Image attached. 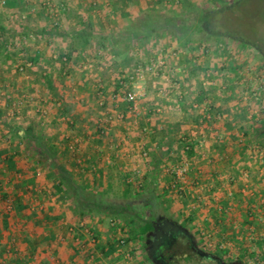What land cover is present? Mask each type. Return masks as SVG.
Masks as SVG:
<instances>
[{
	"label": "rangeland",
	"instance_id": "obj_1",
	"mask_svg": "<svg viewBox=\"0 0 264 264\" xmlns=\"http://www.w3.org/2000/svg\"><path fill=\"white\" fill-rule=\"evenodd\" d=\"M42 1L43 0H27L28 4L25 6V9H27L28 11L27 10L17 11L12 9L10 10L7 4L6 3L3 4L2 0H0V25L4 27L3 32H6L5 35L3 36L5 39L8 40L7 51L10 54V56L12 55L11 58L8 59L6 58L5 55L8 54L7 52L4 53L3 55L0 54V151L2 152V155H7L6 153L10 152V149H13L12 144L14 143L11 141V139L13 141H17L18 139L17 137H14V135H11L10 137L6 136L5 134L6 130L7 128H9L8 121L18 120L19 127L22 125L25 126L26 122H24V118H28V117L30 118L31 116L36 120L40 119L41 127L52 129L54 128L53 125L54 122L52 123L51 121H53V118L51 120L49 117H53V115L55 116V113H58V111L60 112L62 110L61 107L66 106L67 108L68 105H70L69 107L70 110H72V112L74 111L77 112L78 106L77 105L75 106V104H77V101H80L83 98L85 100L89 99L88 103L90 102L89 103L90 106L80 105L78 112H80L82 115H87L86 119L95 118L96 117L95 113L98 114V112L100 113V117L103 114V117L101 118V120H98V122L92 120L86 124V129L90 130L88 134H90V137L94 142L93 145L97 144L96 142L97 139L94 140L93 138H96L98 133L99 135L103 134L102 132L98 131V128L104 129L105 131L104 135L106 133L108 134L110 133L109 136L112 139H114L115 144L120 145L119 147H122L127 143L129 144L130 142L136 140L137 131L140 132L139 134L143 132V130L140 129L139 127L140 123L142 126L144 125L146 127L145 132L151 131L152 132L151 135H153L154 137L171 133L172 132L171 130H177L180 131V133L187 132L190 133V135L193 134L196 136L195 137V140L197 141L196 145H199L197 155H194L192 157H185L183 155L180 156L181 155L180 153L177 155L176 152L174 153V156L176 158L174 161H172L170 158L169 160L166 161V163H168L170 167L169 168L170 170L167 172L168 175L166 181H163L166 183L165 185H163V187H165L164 191L165 192L167 191L166 194L168 195V197H170V199L168 200L166 207L164 206L160 209V213L163 219L179 227L184 232L183 236H181V239L174 246V248L173 249L171 248L169 250V252L171 253L172 260L174 261L173 264H221V263L228 264L229 261L232 260L231 258L235 259L236 262H240L241 264H264V216L261 218L257 217V219L251 220L252 225H255L256 232H258V237L256 236L254 240L250 239L252 243H249V240L248 242H244L246 243V245L250 244L251 246H255L257 248L255 251L247 250L248 252L250 251L253 252L252 257L246 254V251L241 249V247L239 248L238 246L233 251V254H231L232 249L231 250L224 249L222 247L217 248V246H211V245L208 246L204 243V239H209L208 243L216 244L215 240L212 241L213 237L212 236L207 237V233L205 235H202L199 231L194 230V227L191 225L190 222H185L184 220L191 216L190 213L194 214V212L196 211L199 214L194 218V220L196 223H202L203 212H200V210H203L204 207L206 206V204H203L202 201L203 199L202 195L206 192L205 188L200 190L203 192L200 193L199 197H195L196 198L195 201L190 202V200L194 198L192 196L195 195L192 193V191L195 190L194 188L197 187V185L192 184L193 182L190 185L188 184L183 185L180 184L182 183L181 181L180 183H178L179 181H177V184L171 183V181L174 179V176L177 174L176 171L178 170L177 169L178 166L181 165L183 162L188 161L191 167L193 165L191 164L193 163V160L197 161L198 159V162L205 161L204 157H207L206 155L207 150L216 149V148L218 149L229 141L230 143L228 144V146L231 148L232 153L228 154V158L225 161L233 162L238 160L250 165L251 169L241 170L243 174L242 176L248 180L247 183H250L249 180L250 179L253 180L252 177L258 175L256 177L260 178V181H262L264 185V142L262 143V141H264V138H262V140L260 139L261 140L260 143L257 140L254 141L250 140L249 145L244 147L241 143V139L243 138L242 127H244L245 125H249L251 123H255L257 119H259L260 114L264 111V61L262 54L255 49H245L235 41L230 40L228 38H223L219 44V47H221L223 52L222 55H216L214 50L211 51L210 54L204 55L202 61L205 63V66L206 65L208 66V71L202 76H200L201 75L200 73L199 77L195 78V80L193 79L192 82L194 83V85H197V87L200 83L202 84L204 89L208 92L207 99L204 102L199 103L195 99L191 100V98H193L192 96H190L191 94L188 95L185 93L183 94L185 95V97L182 98L183 100L180 97H179L180 100L178 99L179 100L178 102H183L184 103L183 105L189 109V111L187 112L188 122H186L188 123L187 124L188 127L187 125H185L186 123L180 124L181 122L177 121L178 118L179 120L181 119L176 112L178 111V109L180 111L183 110L178 107L175 109V107H173L174 105L172 104L173 103L172 101L175 99L174 94H172L173 92L172 84L174 83L175 80L171 77L170 73L168 72L169 67L168 69L164 67L167 64H162L160 62L163 60V58H160V56L163 55L164 53L160 52L159 48H154L152 46L153 43L148 41L147 43L146 42L143 43L140 47L138 48L136 47L130 50L129 53L127 52L118 53L117 59L120 60L113 61V59L115 58H108L102 63L99 62L98 64V62H96L99 67L98 69L102 68L104 69L102 71L105 72L104 74H102V71L99 73L100 78L103 79L104 77H110L112 80L113 77L117 79V77L121 75L119 71L117 73V66L118 65L121 66L124 64L123 59L125 57H128V55L131 57V60H129L130 63L136 64V62H138V65L136 66L140 68V71L136 72L135 77L131 80L132 81V85L130 84L132 87L131 90H134L138 95H140V97H143L145 90L147 89L150 91L155 90V95H157L156 99L162 104V106L159 107L160 112L155 113L161 117L159 118L158 122L155 121L152 124L150 123L149 120H147V118H145L144 114H140L136 117L138 121V123L136 124L135 122H133V120H123V118L118 117V113H126V111H123L125 109H120V111L114 109L112 112H110L105 116L103 113V111L105 110L100 109L101 107L96 105L98 101L90 99L89 93L91 89L88 85H86L87 87H85V84H83V81H85V79L83 72H81L82 67L83 68L84 66H86L87 68L89 67L88 61L90 60L88 59L75 58V62H74L75 66L72 67V64H70L71 68L68 69L69 71L70 70L72 71L71 74L68 77L59 79L60 81L55 82V84H64V87L61 88L55 85L54 89H50V87L47 85L48 75L45 74V72H47L48 74L49 73L52 74L54 77L56 76V70L60 69V67L56 63L57 58H55V54L59 56L62 50H64L63 47L65 46V43H67L65 40L59 39L57 36L51 37L52 35H50L49 37H38L34 33H32L34 36L37 37L36 47L28 50L29 48L25 49V47L20 45L18 48L12 46L13 43L19 41V39H21L20 37L23 36V35L19 36L20 29L22 26L25 27L26 29L36 30L38 28H41L42 25L47 24V22H50L52 25L53 15L51 13H53L55 9L58 11L59 19H61L64 28L66 29L71 28V21L69 20L66 21L67 20L66 11H69L71 13V10L73 8H76L75 6H73V4H76L78 0H51L52 3L50 5L52 6L49 5V7L43 6ZM87 1L88 0H82V3H87ZM234 1L236 0H190L191 5L194 4L195 7L198 8L200 12L206 9H210L211 7L220 6L223 3L224 4L231 3ZM61 4L64 5L65 13L63 9H60ZM151 4H152L151 7L155 6L152 2ZM146 5L150 8V5L148 3ZM87 6L88 5H86V7ZM29 7H31V10H29L30 9ZM176 7L177 6H174L175 9ZM174 8L172 11H176L174 10ZM178 9L180 10L181 6H179ZM64 14H66V16H64ZM245 16L246 17L244 18L246 19L245 21L246 26L249 27L250 30L254 33L255 37L253 40L255 41V44L260 46L264 50V0H254L253 3H250V5L248 6L247 14ZM65 17L66 20L64 19ZM101 23L105 27V28L101 27V30L103 29L107 30L110 27V25L106 22H103V20H101ZM113 25L115 26V29L117 31H119V29L121 28L119 26V22L114 23ZM215 26L216 23L214 25V28ZM195 37L200 38V37H205V35L204 34L195 35ZM49 39H51V44H47L48 43L47 40L49 41ZM207 42H208L207 44L210 43L211 45L215 46L213 40L209 39L207 40ZM161 44L162 42H159L158 45ZM174 45L176 46L174 47ZM176 47L177 44H175L174 42H169V47L166 49L167 51H165V53L167 55L168 54L171 55V53L175 51L174 49H176ZM35 49H39L38 50L39 54H42V57L45 58L47 63H45L44 61L41 62V64H35L38 67L37 71L34 70V67L25 69L23 72L19 71L18 66L30 61L28 59L30 52H32ZM157 54H159L160 56L156 57L155 55ZM89 55L94 58L96 56L94 52L90 53ZM169 55L167 56L169 58L168 60H170L171 58ZM49 56H51L50 61L49 59H47L49 58ZM97 57L98 56H96L95 60H97ZM13 58L15 60H13ZM48 61L50 62L49 64L52 66L48 65ZM228 63L230 64V66H232V69L235 68L233 71L228 72L223 68L224 65ZM77 66L80 69V71H78L77 73V81L78 82L80 81L78 87L77 84H74L75 82L73 84L72 83L69 84V81H73L72 80L73 78L71 79V77H74V73L75 71H77ZM106 67H108L107 68L108 70H105ZM163 70L165 71L163 72ZM89 75H87V77H89ZM93 75H95V78L100 82V80L96 77L97 74H93ZM31 77H34L33 79L35 80H30L33 82H28V80ZM91 79L92 82L96 81L93 80V78ZM107 79H108L107 81H109V78ZM37 85L40 87L39 92L37 91L34 92V90H36L35 86ZM110 87L114 88L115 83L114 84L111 83ZM110 87L106 91L107 92L106 97H109L112 91H114V89ZM35 100L40 101V104H38L39 106H32V104L33 105L35 104ZM64 100L68 105L63 104ZM110 100L112 101L113 99L111 98ZM141 101L142 98H139L138 99L139 105H141ZM20 102L22 103L19 104ZM185 102L187 103L185 104ZM195 102L198 103V105L196 104L197 107L193 106L189 108V103H195ZM212 106L213 109H211ZM183 113L185 112L183 111ZM207 113L208 115L210 114L212 116L211 119L209 118L206 119L203 116L204 114ZM189 124L193 125V127L189 126ZM58 125L60 127H63L62 123L60 124L58 122ZM58 125L55 127L59 128ZM82 125L83 123H81L80 126ZM137 125L139 127L138 129L136 128ZM121 137L126 139L128 142H125L124 140L119 141L118 139H121ZM74 138H77V135L72 137L69 136L66 139L65 151H67L66 147L68 141ZM92 141L91 143H93ZM7 145H11L10 149L9 147H6ZM93 145H89V147H91L90 150L93 149ZM19 146H21L20 147L21 149L18 147L20 149L18 151L19 159L24 155L28 154L27 153L28 151H33L32 147L28 145L23 144ZM134 147H136V145H130V148H134ZM112 149H115L114 145ZM174 149L176 150L177 147ZM132 151L134 152V154L126 158L125 160L126 161L128 160L127 162L131 163V165L134 164L135 167L138 166L137 168H140L142 172L137 174L133 170V168L129 169L131 172H135L129 176L131 177V180L134 181V184L131 188V192L130 193L125 192L124 190L125 187H123V185L121 184V175L124 174L125 172L122 173L115 172L119 168L118 164H115L114 172L112 173L113 175L112 179L114 180V185L109 186V188L108 187L104 188V186L100 185L96 190L99 192L104 191L105 198L110 203H123L127 200H131L136 203L141 202L140 199H137L133 196V193H135V191L137 190L136 183L140 181L142 182L144 179H146L149 170L145 171L144 169L149 167L150 158L145 159L142 157L143 149H137L135 151L131 150V152ZM18 152L16 156L18 155ZM63 153L65 154V157L68 159V161H72V159H76L77 156L81 157L80 155L81 151H79L77 155H70L68 152L67 153L63 152ZM11 156L13 155L11 154ZM95 158L96 157H94L93 159ZM33 159H31L32 164L36 163L35 154L33 155ZM120 159L121 160L119 159L118 160L119 161L123 160L122 158ZM0 163H2V165L5 164L7 171H9L8 174L5 173L6 177H9L10 175L16 176L15 172L19 173V169L17 170V166L16 169H12L7 166V163L4 160H2V162ZM19 165H20V171L24 172L25 171L24 162L21 161ZM29 167L31 168V166ZM75 168L77 170V167ZM43 176L34 177L33 175L32 178H28V180L26 181H28V186L30 185V188L28 187L29 190L24 191V194L30 196L29 210L32 209L31 211H34L35 215L44 214V212L38 210L37 207L39 204L43 205V209L46 213H51L54 215V217L50 218V220H46L44 219V216H42V219L46 222L47 229L45 228L43 230V224L40 225L39 227V231L40 230L44 231L47 234V236H49V232H50L49 229L53 230L57 228L59 230V234L56 236L55 241L53 243L51 241H48L49 244H52L51 246V249H53L52 251L56 252V250H54L55 247L65 243L66 240L61 241L58 239V237L62 233H64L62 235H64L66 238H71V235L68 234V230H67L68 229L67 225L69 223H75V222L78 223L79 221H84L87 225L86 227H88V230L82 228L81 226L77 228V234L78 235L82 234L83 237L77 241L75 240L76 242L75 244L77 248V254H76L77 257H74L73 260L71 259L70 260L75 264L78 263L79 264H125L126 259L123 256L125 250H122L123 248H121L120 250H118L119 248H116L112 256L101 255L99 261H95L96 258L95 259L91 258L90 261L84 263L83 261L84 257L82 255H84L86 249L94 250V256H97V254L99 255L101 253L100 246L103 247L104 245H106L110 238L112 241L113 240L116 241L117 235H115L114 232L112 233V229H110V225L108 222H104L101 220L102 217L100 218L96 217L95 219L92 220L91 219L78 220L75 217V212L71 205L66 204L63 206L60 205L58 206L57 204L60 203V200L58 199L56 201L53 200L55 199L54 197L56 196L52 191V187L51 188L48 187L47 189L41 188V191L36 190L35 186H37L38 181L42 182ZM3 178L5 179V176H3ZM188 178L190 180L194 179L195 171L191 172L190 170L189 174L186 176V180H188ZM8 180L9 182H13L15 178L9 177ZM241 180H243L242 177ZM19 183L20 182L12 183L13 188L9 189V191H11V194H13L14 190H17L18 187L20 188V190L23 189V187L21 186L22 184ZM173 184L175 186H173ZM166 185H168L169 187ZM40 186L42 185L40 184ZM254 186H255L254 184L251 185L250 187L245 186L242 191L246 193H249V191L254 193V191H256L258 194L264 196V186L259 187L260 185H258L256 186L257 189L256 187L254 188ZM31 187L32 189L34 188L32 195H30V192H32ZM231 190H233L232 187ZM210 194L213 195L214 193L210 192ZM16 197H18V194L15 193L14 201H16L17 199ZM39 197H43L44 200L40 201ZM213 198L210 199L207 205L214 203L213 206H211L212 209L213 208L217 209L219 207L218 209L221 210V207H224V204L220 202L221 200L219 201V199L222 198L221 195L216 194L214 195ZM29 202L26 201V203ZM32 203L35 205L33 208H32ZM228 203H229L228 204L229 207L227 208L229 209L228 211L233 212V210H237V206L239 205L235 201L232 202L229 200ZM258 207L261 210L264 209V200H259ZM261 213L263 212L261 211ZM35 215L33 214V217ZM221 219L222 220L216 219V221H214L215 219L211 218L209 221H206L207 222L206 225L207 227L213 230L216 229L223 232L222 237L224 240L222 243L218 244V245L221 244L222 246L226 244L225 242L226 240L227 241L231 240L229 237L233 238V233H235L238 229H241V227L242 228L248 227L247 223L248 220H250L247 218H238V217L237 218L232 217L230 219L228 218L226 219L221 218ZM217 221L219 223L221 222L222 224L217 225ZM243 221H245V223ZM32 222L33 221L28 219L24 227L22 225V227L27 228V230L26 231L24 230L23 232L22 229V231L19 234L16 232L17 235H22L21 237L23 238L22 241L24 244L27 243V245L28 243H31V241L34 238L33 233L29 232L28 230L29 228L32 227L31 226ZM64 222L67 224H65ZM125 229L127 236H129L131 242L130 248L132 249L133 252L129 258L130 259L129 264H152L153 261L151 260L148 254V251L146 249L147 246L145 244L144 239H141L140 237L131 236L132 229L130 226H127ZM202 236L203 237L205 236V238H202ZM192 246L195 247V249H192ZM54 252H50L51 254L45 256V258L49 257L48 259L50 261V264H54L57 261V259L60 260L59 258L60 256H57ZM230 254L231 257L229 258ZM39 256H42L41 253L39 254ZM39 256L37 257V259L39 258ZM37 259L26 260V258H24L26 263H29V261H31L30 264H37ZM20 262L21 264L23 263L22 261ZM14 264H18V261L14 262Z\"/></svg>",
	"mask_w": 264,
	"mask_h": 264
},
{
	"label": "crops",
	"instance_id": "obj_2",
	"mask_svg": "<svg viewBox=\"0 0 264 264\" xmlns=\"http://www.w3.org/2000/svg\"><path fill=\"white\" fill-rule=\"evenodd\" d=\"M175 1H178L180 3V0H174L172 7L178 6L179 3L175 4ZM187 1L190 2V0H187ZM90 2L92 4H89V6H87V7H86L87 3H82V0H78V2L76 4H73V6H75L76 8L72 7L73 9L71 10V13L68 12L67 20H66V17L64 18L66 21H68V20L71 21V28H69V29L64 28L62 21H60L61 28L64 30H71V29L75 28L73 26L76 25V23H75L76 18L75 17L77 16V12H78L80 14H84L85 18L90 17L92 23L95 25V28L97 30H101V27L103 25L101 23V20H103V22L108 23L110 25V27L107 30L106 29L102 30V31H105L108 33L111 30L112 31L115 30V26L113 24L118 22L117 21L118 18L115 19L116 17H114V14H113L117 8H118V10H119V7L124 8V10L126 9L127 12L129 14H131V13H135V11L137 12V11H141V10L142 11L147 10L149 8L146 5L147 3L149 5L151 4V2L154 4L153 0H124L123 3H121V5L120 4L114 5L111 0H90ZM166 5H167V3L164 2V0H163V1H160L157 6L164 9ZM151 6H152V4L150 5L149 9L154 8V6L153 7H151ZM76 10H77V12H76ZM64 16H66V14H64ZM50 24H51L50 22H47V24H44V25L49 26ZM44 25H42V26H44ZM51 37H56V36L52 35ZM47 42H48L47 44H51V39H49V41L47 40ZM171 42H173V41H171ZM65 45H67V43H65ZM122 46H123V43H121V47ZM175 46L176 45H174V47ZM116 48H117V46L115 47V45L112 44L109 40L105 44V47H100L99 45H97V42L94 41L92 47H89L85 50H80L74 54L73 59L71 61L72 67L75 66L74 65L75 58L76 59L82 58V59L90 60V61H88L89 67L87 68L86 66H84V68L82 67V69H81V72H83L84 79H85V81H83V84H85V87H87L86 85H88L90 87V89H92L93 91H95L97 89H103L104 90L103 95L100 94V98L99 97L98 98L103 99L105 101L106 107L99 105V99L97 100L98 102L96 105L100 106L101 107L100 109L105 110V111H103L105 116L107 114H109L110 112H112L114 109H116L117 111L118 110L120 111V109H125V110H123V111H126V113H124L125 115L123 117V120H133V122H135L137 124L138 121H137L136 117L140 114L145 115L148 112V110H147L148 105L154 104L155 108L153 109V111H151V115H150V117L149 116L147 117V120H149L150 123H152V124L155 121L158 122L159 118H161V117L155 113L160 112L159 107H161L162 104L156 99L157 95L155 96V99L144 97V99H142V101H141V105H139L141 107H139V110L136 113L129 112L128 108H125L123 106L124 102H122L120 99H114L113 98L116 93H120V91L123 90L122 87L120 89L116 90L117 85L121 84V82H123V81H124V83H126V85H128V88L130 86L129 90H131V88H132L131 87V85H132V81H131L132 80V77H131V69L132 68L131 67H134V68L138 67V66H136V65H138V62H136V64L129 62L128 65H124V64L121 66L118 65L117 66V73L119 71L121 75L118 76L117 79L115 77H113V80L110 77H104L103 79L100 78L99 73L104 69H102V68L98 69L99 67H98L96 62H98V64H99V62L102 63L105 60H107L108 58H115V59H113V61L120 60V59H117L118 53L115 52ZM108 50H109V52H108ZM202 50L203 49H201V53L199 56L197 53L198 61H202V58L204 57V55L207 54V53L205 54ZM92 52H94L95 55L98 56L97 60H95L96 56L94 58V57L89 55ZM173 52L178 53V51H176V50ZM132 54H133V51H132ZM168 55L166 53H164L161 56L159 54H157L155 56L156 57L160 56V58H163V61H164L163 64L168 65V66L165 65L164 67L166 69H168V67H169L168 72L170 73L171 77L175 80L174 83L172 84V90H173L172 94H174V96H175V99L172 101L173 102L172 104L174 105L173 107H175V109L177 107L182 109L181 105H180L181 102H178L180 100L179 97L181 98V96L184 93L188 94V95L191 94L190 96L193 97V98H191V100H193L197 96V93L195 92V90H197V85H194V83L192 82V80L193 79L195 80V78H190V77L188 78V76H187V69L190 67L192 62L190 63V61H188L187 64L183 65V64H181V62H179L180 61V57H179L180 55L179 54L177 55L175 53L174 54L171 53V55H169L171 57L170 60H168L169 59L167 57ZM172 56H175V57H172ZM49 57H50V59H49V61H50L51 56H49ZM160 58H159V60H160ZM13 60H15V59L13 58ZM130 60H131V57H130ZM191 60H194V59H191ZM49 61H48V65H50ZM45 63H47V62L45 61ZM203 65L205 66L204 62H203ZM50 66H52V65H50ZM107 68L108 67H106L105 70H108ZM34 70L37 71L38 67L35 66ZM78 71H80V69L77 66V71H75L74 77H71V79L73 78L72 79L73 81H69V84L70 83L73 84L75 82L74 84H77V87L80 84V81L79 82L77 81ZM164 71L165 70H163V72ZM207 71L208 70L201 72L200 76L207 73ZM104 73L105 72L102 71V74H104ZM93 74H97L96 77L100 80V82L95 78V75H93ZM50 75H52V74H50ZM87 75H89V77H87ZM134 77H135V74H134ZM33 78L34 77H31L28 80V82H33V81H30V80H35ZM91 78H93V80H96V81L92 82ZM107 78H109V81H107L108 80ZM104 80H106V81H104ZM111 83L112 84L115 83L114 88L110 87ZM55 85L57 87H61V88L64 87V84H55ZM35 87H36L35 88L36 90H34V92L35 91L39 92L40 87L38 85ZM109 87L114 89V91H112L111 95L109 96L110 99L112 98L114 101L113 100L111 101L109 99V97H106V95H107L106 91L108 90ZM37 97H38V95H37ZM35 98H36V96H35ZM88 100L89 99L85 100L83 98L80 101H77V104H75V106L76 105L78 106L77 112H75V111L72 112V110H70V107H69L70 105H68L64 100L63 104L68 105V114L65 116H62V115H60V112L58 111V113H55V116L53 115V117H49L51 120L53 118V121H51V122L52 123L54 122L53 123L54 128H52V129H47V128L41 127L40 126V124H41L40 119L36 120L35 118H33L31 116H30V118L29 117L24 118V122H26L25 123L26 125L25 126L22 125L20 127L21 128L24 127L23 129H25L29 126H33V127H35V130L37 133L44 134L48 138H50L52 143L55 145L57 151L59 152V157H60L61 163H63L69 170H71L77 179H82L83 176L85 175L87 180H88V183H89L88 185L90 188L97 190L98 186H100V185L104 186V188L105 187L109 188V186H113L114 180L112 179V177H113L112 173L114 172L115 164H118V167H119L115 171L116 173L117 172H120V173L125 172L124 174L121 175V184L123 185V187H125L126 184H128L129 182L132 181L131 177H129V176L132 175L133 173H135V172H131L129 169L133 168V170L135 171L136 168L138 167V166L135 167L134 164L131 165V163L127 162L128 160L127 161L125 160L126 158H128L134 154V152L133 151L131 152V150L135 151L137 149H147L149 151V156H150L157 149V144L161 140H163V138L165 136H167V134H163V135L154 137L153 135H151L152 134L151 131L145 132L146 127H142V125L140 123L139 127L142 130L144 129L143 132L141 134H139L140 132L137 131L136 140L130 142L129 144L124 143L125 145H123L122 147H119L120 145L115 144L114 139H112L109 136L110 133L109 134L106 133L105 135H104V133L102 135H99V133H98L96 138H93L94 140L97 139L96 140L97 144L93 145L94 142L92 141L90 134H88V132H90V130L86 129V124L92 120L98 122V120H101V118L103 117V114L100 117V113L98 112V114L95 113V116H96L95 118L86 119L87 115H82L80 112H78L80 105L90 106L89 105L90 102L88 103ZM186 103L187 102H185V104ZM38 104H40V101L35 100V104L34 105L32 104V106H39ZM190 104L191 103H189V105ZM176 113H177V115L180 116L181 120H179V118L177 119V121L181 122L180 124H184V123L188 122L187 121L188 120L187 119L188 113H186V112L183 113V111H180L179 109ZM105 116H104V119H105ZM8 122H9L8 123L9 128H7L5 134L7 137L8 136L10 137L11 135H13V129L19 127V123H18V120L17 121L12 120V121H8ZM58 122L60 124L62 123L63 127H60L58 125ZM69 123L71 125H73L72 128H70L68 126ZM81 123H83L82 126H80ZM187 124L188 123H186L185 125H187ZM57 125L59 126V128L55 127ZM189 126L193 127V125H191V124H189ZM80 127H82V128H80ZM139 127L137 125L136 128L138 129ZM187 127H188V125H187ZM83 129H85V130H83ZM134 129H135V127H134ZM81 131H83V132H81ZM98 131L103 132L104 129L98 128ZM92 132H94V131H92ZM22 133H23V131H20V134H22ZM75 135H77V139L80 141V144H79L80 150L79 151H81V154H80L81 157L77 156V163H76L75 159H72V161H68V159L65 157V154L63 153V152H65V145H66L65 141H66V139L69 136L72 137ZM173 135L175 138H178V139L186 137L189 141H192V142L197 144V141L195 140L196 136L193 134L190 135V133H187V132L180 133V131H176L175 133H173ZM127 137H128V135H127ZM122 138L123 137H121V139H118V140L119 141L124 140L125 142H128L126 139H124V138L122 139ZM11 141L14 143V144H12L13 149H10L11 145H7L6 147H9L10 152H7L6 154L7 155L12 154L14 156V160H15V163L17 166V170L19 169V173L15 172L16 176L10 175L9 177L15 178V180L13 182H20L22 184L21 186L23 187V189L20 190V188L18 187L17 190H14V192L12 191L13 194H11V191H9V189L13 188V186H12L13 182H9V180H8L9 177H6V175H5V173L6 174L9 173V171H7V169H6V165L5 164L2 165V163H0V165H1V168H0V264H14V262H17V261H18V264H21L20 261L23 262L22 264H30L31 261H29V263H26L24 258H26V260L27 259H35L36 260L40 253L42 256H39V258L37 259V264H47L46 260H45V256L51 254L50 252H54V251H52L53 249H51L52 244H49L48 240L44 239L45 237H47V234L42 230L39 231V227L42 224H43V230L46 228V222L42 219L43 214H41V215L36 214L35 215L34 211H31L32 209L29 210L30 209V202H29L30 196L27 194H24V191L29 190V188H30V185L28 186V181H26V180H28V178H32V176H33L32 173H33V170L36 168V165L37 166L40 165L37 163H33V164L31 163V159H33V155H34V151H35V146H33V144H31L32 145L31 146L30 141L26 138H18L17 141H13L11 139ZM91 141L93 143H91ZM226 143H227V147H225ZM226 143L218 149L216 148V149L207 150V153H206L207 157H204L205 161L198 162V159H197V161L193 160V163H191V164H193L191 166V172L195 171V178L191 179L192 181L188 178V180H186V182L180 183V181L177 179V176L175 175L174 179L171 181V183L177 184V181H179L178 183H180V184L190 185L193 182L192 184L197 185V187L194 188L195 189L194 191H196V192L192 191V193L195 195L192 196L194 198L191 199L190 202L195 201V199H196L195 197H199L200 193L203 192L200 190L205 188L206 192L202 195L203 199L201 198L203 201V204H206L204 209L200 210V212H203L202 223H196L195 222L194 218L196 216H198V214H199L196 211L194 212V214L190 213L191 216L189 218H190L191 225L194 227V230L199 231L202 235H205L207 233V237L212 236L213 237L212 241H214V240L216 241V244H211V243H208L209 239H204V243L206 245L217 246V248L222 247L224 249H230V250L232 249L231 254H233V251L238 246L239 248L241 247V249L246 251V254H248L249 256L252 257L253 252H251V251H253V250L255 251L257 248L255 246H251L250 244L246 245V243H244V242H248V240H249V243H252V241H250V239L254 240V238L256 236L258 237V232H256L255 225H252L251 220L257 219V217L261 218L264 216V209L261 210L258 207L259 200H264V196L261 194H258L256 191H254V193H252L251 191H249V193H246V192H243L242 190L244 189L245 186L250 187L253 184L255 185L254 188L258 185H260L259 187L264 186V185H263V182L260 181V178L256 177L258 175H255V177H252L253 180L250 179L249 180L250 183H247L248 180L242 176L243 174H242L241 170L251 169L250 165L243 163L241 161H238V160L233 161V162L232 161H225L228 158V154L232 153L231 148L228 146V144L230 142L228 141ZM23 144L32 147L33 151L27 152L28 154H26V155L28 157L26 155H24L23 157H21L19 159V152L18 151L21 149L20 148L21 146H19V145H23ZM89 145H93V149L90 150L91 147H89ZM113 145L115 146V149H112ZM130 145H136V147L130 148ZM176 146H177V144L174 146V148H176ZM15 147H17V148H15ZM198 147H199V145L195 146V155H197ZM17 152H18V155L16 156ZM62 154H63V156H62ZM7 155H3L2 158H4V156H7ZM94 157H96V158L93 159ZM23 158H25V159H23ZM120 158H122L123 160L119 161V160H121ZM79 160H80V163L78 162ZM21 161L24 162V164H25V166H24L25 171L23 170L24 172L20 171V165L19 164L21 163ZM33 161H34V159H33ZM29 166H31V168ZM75 167H77V170ZM169 168L170 167H169L168 163H166L165 165H163L162 169L159 171V173H160V185L162 187H163V185L166 184L163 181H166V178L168 175L167 172L170 170ZM149 169H150V165H149V167H147L144 170L147 171ZM44 171H45V169H44ZM141 172H142V170H141ZM44 175H46V171H45ZM3 176H5V179L3 178ZM241 177L243 178V180H241ZM189 180H190V182H189ZM132 182L134 184V181H132ZM40 184L42 186H40ZM174 184H173V186H175ZM52 185H53V179L45 178L43 180V178H42V182L38 181L37 186H35V189L38 191H41V188H43V189L44 188L47 189L48 187L51 188ZM166 186H168V185H166ZM231 187L233 188V190H231ZM251 188H253V187H251ZM256 189H257V187H256ZM31 190H32V192H30V195H32L34 188L32 189V187H31ZM124 190H125V192L127 191L126 189H124ZM102 192H104V191H102ZM210 192H212L214 194L211 195ZM15 193L18 194V197H16L17 198L16 201H14L15 200ZM216 194L221 195V197H222L221 199H219V201L221 200L220 202L222 204H224V207H221V210L218 209L219 207L218 208L216 207L217 209H215V208L212 209L211 206H213L214 203L207 205L209 203L210 199L213 198L214 195H216ZM262 196H263V198H262ZM54 198L55 199H53V200L56 201L57 196ZM39 200L42 201V200H44V198L39 197ZM229 200L232 202L235 201L239 205V206H237V210L232 209L233 212L228 211L229 209H227V208L229 207V205H228ZM26 201H28L29 203H26ZM25 203H26V205H25ZM66 204L72 206V203L70 200L60 201V203L57 205L63 206ZM34 206L35 205L32 203V208ZM261 211L263 213H261ZM42 212L45 213L44 210ZM33 214L35 215L34 217L37 218L38 220H36L33 217ZM31 217H32V219H31ZM232 217L250 219V220H248V223L246 221L248 227H246V228L241 227V229H238L235 233L232 232L233 238L229 237L231 239L230 241L226 240L225 241L226 244L223 246L221 244L218 245L219 243H222L224 240L222 237L223 232L216 230V229L213 230V229L207 227L206 221H209L211 218L215 219L214 221H216V219L222 220L221 218L230 219ZM3 218L5 219V222H7V227L4 229H2V227H1V223H2L1 221ZM28 219L33 221L31 223L32 227L29 228L28 230H29V232L33 233V235H34V238L31 241V243H28L29 246L27 245V243L26 244L23 243V241H22L23 238H21L22 235H17V233L19 234L22 231V229H23V232H24V230L25 231L27 230V228H23V227L26 224ZM108 219H109V217H102L101 218V220L104 222H108ZM36 221H38V222L36 223ZM39 221H41V223H39ZM243 222L245 223V221H243ZM218 223L219 222L217 221V225L222 224L221 222L219 224ZM22 225H23V227H22ZM210 230H211V232H210ZM39 232L42 233V235L40 237L42 238L43 241H39L38 243H35L36 239L39 237V235H38ZM202 238H205V236L204 237L202 236ZM32 242H33V244H32ZM247 250H251V251L248 252ZM231 254H230V256L228 255L229 258L231 257ZM15 259H17V260H15ZM231 259L232 260L229 261V264H238V263L240 264V262H236L235 259H233V258H231ZM65 261L66 262L64 263V261L57 259L56 264H75L71 260H68V261L65 260ZM152 261H151V263H152ZM33 263H34V261H33ZM152 264H158V263L153 261Z\"/></svg>",
	"mask_w": 264,
	"mask_h": 264
},
{
	"label": "trees",
	"instance_id": "obj_3",
	"mask_svg": "<svg viewBox=\"0 0 264 264\" xmlns=\"http://www.w3.org/2000/svg\"><path fill=\"white\" fill-rule=\"evenodd\" d=\"M111 1L114 5H121L124 0ZM160 1L153 0L155 4L153 9L135 11V13L131 14H129L126 9L124 10V8L119 7V10L117 8L113 14L116 17L115 19L118 18L117 21L121 27L119 31L115 29L107 33L102 30H97L90 17L85 18L84 14L77 12V16L75 17L76 25L73 26L75 28L71 30H62L61 23L58 25H44L36 30L26 29L22 26L19 36H25L32 33L38 37H49L50 35H53L67 42V45L64 46V50H62V54L66 55L68 60L63 61L61 56L56 61L60 67V69L56 70V76L54 77L53 75L47 74V85L50 89L55 88V82L60 81L59 79L68 77L71 74V71L68 69L70 68L74 54L80 50L92 47L94 41H96L100 47H105V44L109 40L115 45V47L117 46L115 49L116 53H129L130 50L136 47L138 48L148 41L153 43L152 46L154 48H159L160 52L165 53V51H167L166 49L169 47V42L173 41L178 46L175 50L178 51V54L180 55L179 62L183 65L187 64L188 61H190V63L192 62L187 69L188 78H198L201 72L208 70V66L205 67L202 61H198L197 59V53L199 56L201 49H203L202 51H205V54H210L213 50L216 55L223 54L221 47H219L220 41L223 38L233 40L245 49L257 50L262 54L264 61V50L255 44V41L253 40L255 37L254 33L246 26V19L244 18L246 17L245 15L247 14L248 6L250 3H253L254 0H236L231 3H223L220 6L211 7L210 9L201 12L194 4L191 5L187 0H180L176 9L172 7L174 0H164V2L167 3L165 9L157 6ZM89 2L90 0L87 1L88 6L89 4H92ZM5 3L10 10L17 11L26 10L25 6L28 4L27 0H5ZM179 6H181L180 10L178 9ZM29 8V10H31V7ZM173 8L176 11H172ZM60 9H63L65 13L63 4H61ZM66 12V14H68L69 11ZM215 23L216 26L214 28ZM102 28H105L104 25H102ZM3 29L4 27L0 25V54L2 55L6 52L8 53V40L3 36L6 33L3 32ZM202 34H204L205 37H195V35ZM209 39L214 41L215 46L210 43L207 44V40ZM159 42H162V44L158 45ZM121 43H123L122 47L120 46ZM8 54L5 55L6 58L9 59L12 55L10 56V54ZM28 59L34 64H41V62L46 61L45 58L42 57V54H39L38 49L30 52ZM47 59H50V57ZM191 59H194L195 61ZM123 60L124 65H128L130 56L128 55V57H125ZM223 68L228 72L235 69L234 67V69H232V66H230L229 63L225 64ZM121 87L122 84L117 85L116 90ZM153 91L148 89L145 90L143 97L140 98L144 99V97H147L155 99V90ZM195 92L197 93V96L195 97L197 102H204L207 99L208 92L204 89L201 83L198 85ZM103 93V89H97L95 91L91 89L89 97L90 99L97 101V99L100 98V94L103 95ZM183 97H185V95H182L181 99ZM180 104L182 110L187 113L189 109L183 105V102ZM123 106L128 108L129 103L124 102ZM190 106L193 107V103L189 105V108ZM61 108L60 115H67L68 107L66 108V106H64ZM154 108V104L148 105V112L145 114V118L151 115V111H153ZM211 109H213V106ZM68 126L70 128L73 127L70 123ZM142 127L145 126L143 125ZM242 128L243 138L241 139V143L243 147L248 146L250 140H257L260 143L262 138H264V111L260 114L259 119H257L255 123L245 125ZM20 131H23V133L20 134ZM171 131V133H167V136L157 144V149L150 155V169L146 179L142 182L140 181L136 183L137 190L133 193V196L140 199V203L131 200H127L123 203L108 202L105 198L104 192H99L89 187L85 175L82 179H77L72 171L61 163L59 152L51 139L44 134L37 133L35 127L29 126L25 129L21 127L14 128L13 135L17 138H26L30 141V144L35 146L34 154L36 163H39L41 167L45 169L47 175L43 176V180L45 178L53 179V193L60 201H71L76 219L92 220L96 217L114 218L117 219L120 225L124 228L127 226L131 227V236L140 237L146 242L147 238L150 236L149 234L160 232L161 227L167 222L162 218L160 209L164 206L166 207L170 197L166 194L167 191H164L165 187L162 189L160 185L159 171L169 158L172 161L176 159L174 156V153L176 152L177 155L180 153V156L183 155L185 157H192L195 155L196 143L192 141L189 142L187 138H175L173 133L177 130ZM263 142L264 141H262V143ZM176 144L177 149L175 150L174 146ZM187 146L188 149H185ZM65 152L67 153L68 151ZM2 156V152L0 151V162L4 160L8 167L16 169V163L13 156H5L4 158H2ZM132 186V181L126 184V192L130 193ZM43 216L46 220H50V218L54 217L53 214L46 212ZM35 219L38 220L37 218ZM184 220L185 222H190V218ZM1 222L2 229L6 228L7 222H5L4 218ZM37 222L38 221H36V223ZM39 223H41V221H39ZM49 230V236L44 239L53 243L59 230L57 228ZM38 235L39 237L36 239L35 243L43 241L40 237L42 233L39 232ZM82 237V234H77L78 240ZM75 238V236H71V238L66 239L64 244L55 247L54 250H56V252L54 253L57 256H60L59 258L60 260L62 259L61 261L66 259L67 261L70 259L73 260L74 257H77ZM116 244V241H112L110 238L106 245L103 247L100 246L101 253L99 255L97 254V256H94V250L86 249L84 255H82L84 257V263L90 261L91 258H96L95 261H99L101 255L112 256L116 250ZM48 258L46 257L45 260L50 264ZM65 262L66 261H64V263Z\"/></svg>",
	"mask_w": 264,
	"mask_h": 264
},
{
	"label": "built area",
	"instance_id": "obj_4",
	"mask_svg": "<svg viewBox=\"0 0 264 264\" xmlns=\"http://www.w3.org/2000/svg\"><path fill=\"white\" fill-rule=\"evenodd\" d=\"M42 5L45 6V7H49V5L52 3L51 0H43L42 1ZM2 3L5 4V0H2ZM179 2L178 1H175V4H178ZM52 6V5H50ZM55 8V6H54ZM53 8V9H54ZM57 10L55 9V11H53V13H51L53 15V24L55 25H58L60 24V19H59V14H58V11L56 12ZM58 17V18H57ZM21 39H19V41L13 43V47L15 48H18L19 45L20 46H23L26 48H29L28 50L34 48L37 46V37L34 36L33 34H29V35H23L22 37H20ZM37 50V49H35ZM32 51V50H31ZM34 51V50H33ZM205 52V51H203ZM177 54L176 52H173V54ZM62 56V57H61ZM62 58L63 61H67V56L66 55H63L62 52L61 54L58 56L55 54V58ZM162 60V59H161ZM160 61V60H159ZM162 64L164 63V61H160ZM36 65L32 62V61H28L26 62L25 64H21L18 66L19 68V71H24L25 69H28V68H33L35 67ZM140 71V68L137 67V68H132L131 69V77L132 79L134 78V74L136 72H139ZM45 74H48L47 72H45ZM65 74V72H64ZM122 84V91H120V93H116L114 95V99H120L122 102H128L129 103V107H128V110L129 112H132V113H136L138 110H139V102H138V99L140 98V95H138L134 90H129L128 89V85H126V83H121ZM142 96V95H141ZM22 102H20L19 104H21ZM196 104L198 105V103H193V106L197 107ZM99 105L100 106H105V101L103 99H99ZM39 110V109H38ZM124 113H118V117L120 118H123L124 117ZM111 116V115H110ZM206 119L209 118L211 119V115L208 113L207 114H204L203 115ZM111 118V117H110ZM104 133V131L102 132ZM79 144H80V141L77 139V138H74V139H70L68 141V144H67V151L70 155H77L79 150H80V147H79ZM185 149H188V146L185 147ZM142 157L143 158H150L149 156V151L147 149H143V152H142ZM76 160V163H77V158L75 159ZM80 163V160L78 161ZM178 170L176 171L177 172V179L181 182H186V176L189 174L190 170H191V167H190V164L188 163V161L186 162H183L181 165L178 166L177 168ZM135 172L138 174V173H141V169L140 168H137L135 170ZM45 174V171L44 169L41 167V166H37L35 169H34V177L35 176H39V177H42L43 175ZM38 210L39 211H43V205H38ZM65 223V222H64ZM108 223L110 225V229H112V231L114 232L115 235H117V239H116V248H119L118 250H120L121 248H123L122 250H125L124 251V258L126 259V263L125 264H129V261H130V255L133 253L132 252V249L130 248V240H129V236H127V233H126V229L120 225L119 221L117 219H114V218H109L108 219ZM67 224V223H65ZM82 227V228H85L88 230V227H86V223L84 221H79L78 223L75 222V223H69L67 225V230H68V234L71 235V236H75V240L77 241V228L78 227ZM64 234V233H62ZM60 235L58 237L59 240H66L67 238L64 236V235ZM96 240V239H95ZM127 248V250H126Z\"/></svg>",
	"mask_w": 264,
	"mask_h": 264
},
{
	"label": "flooded vegetation",
	"instance_id": "obj_5",
	"mask_svg": "<svg viewBox=\"0 0 264 264\" xmlns=\"http://www.w3.org/2000/svg\"><path fill=\"white\" fill-rule=\"evenodd\" d=\"M183 234L184 232L179 227L169 222L161 227L160 232L149 234L145 243L150 258L158 264H173L169 250L174 248ZM192 249L195 247L192 246Z\"/></svg>",
	"mask_w": 264,
	"mask_h": 264
}]
</instances>
